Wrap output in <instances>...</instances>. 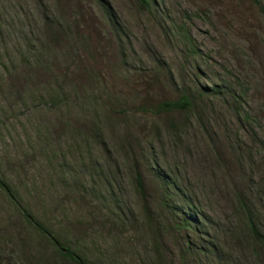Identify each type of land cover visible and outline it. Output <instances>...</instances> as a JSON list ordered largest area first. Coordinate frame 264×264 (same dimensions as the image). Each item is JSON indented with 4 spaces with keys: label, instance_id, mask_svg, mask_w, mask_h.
Masks as SVG:
<instances>
[{
    "label": "rangeland",
    "instance_id": "rangeland-1",
    "mask_svg": "<svg viewBox=\"0 0 264 264\" xmlns=\"http://www.w3.org/2000/svg\"><path fill=\"white\" fill-rule=\"evenodd\" d=\"M147 1L0 0V264H264V0Z\"/></svg>",
    "mask_w": 264,
    "mask_h": 264
},
{
    "label": "trees",
    "instance_id": "trees-1",
    "mask_svg": "<svg viewBox=\"0 0 264 264\" xmlns=\"http://www.w3.org/2000/svg\"><path fill=\"white\" fill-rule=\"evenodd\" d=\"M141 3L145 6H148L147 0H140ZM191 106V101L188 97L185 95H182L179 99L173 100V101H164L160 104H158L152 112L154 114L160 115L162 113H168L172 111H185L188 110ZM136 184L139 190H141L142 185L139 178H136ZM0 186L4 187V184L0 182ZM239 209L240 213L244 218V229L247 233V236L251 243H253L255 248L260 249L262 252H264V232L260 230L257 225L256 221L253 217V212L249 206L245 204V202L239 201ZM28 218V215H27ZM33 223L34 227L36 228V231H40L41 233H44L47 235V238L49 241L59 249V254L67 261H72L74 264H88L81 256H79L74 250L71 248H64L62 241L53 233H48L44 227L43 224L37 222ZM63 248V249H61Z\"/></svg>",
    "mask_w": 264,
    "mask_h": 264
}]
</instances>
